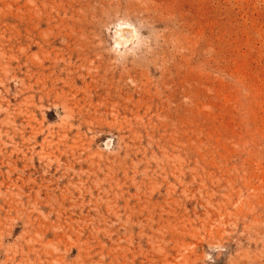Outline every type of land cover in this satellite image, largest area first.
<instances>
[{
	"label": "rangeland",
	"instance_id": "1",
	"mask_svg": "<svg viewBox=\"0 0 264 264\" xmlns=\"http://www.w3.org/2000/svg\"><path fill=\"white\" fill-rule=\"evenodd\" d=\"M0 264H264V0H0Z\"/></svg>",
	"mask_w": 264,
	"mask_h": 264
}]
</instances>
